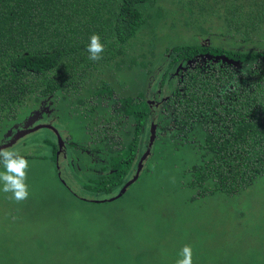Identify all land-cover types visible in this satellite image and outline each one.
Here are the masks:
<instances>
[{
	"label": "trees",
	"instance_id": "1",
	"mask_svg": "<svg viewBox=\"0 0 264 264\" xmlns=\"http://www.w3.org/2000/svg\"><path fill=\"white\" fill-rule=\"evenodd\" d=\"M195 2L0 0V132L46 101L59 109L57 128L63 130V125L75 121L83 126L87 142L77 149V156L85 144L94 142L91 134L98 133L87 149L96 160L90 162L91 170L87 172L80 160L70 165L65 161L67 176L70 171L90 176L83 181L87 195L69 196L92 205L117 202L130 192L148 206L153 200L162 203L134 186L143 184L141 179L154 172L159 161L182 154L184 163L172 164L177 169L170 171L169 183L186 193L180 197L181 205H195L191 237L197 251H202L216 235L245 232L251 224L258 226L259 237L264 236L259 216L236 204L242 192L264 181V0H214L213 21L194 20L192 31L197 34L188 37L183 34L202 7ZM92 34H99L104 44L102 59L96 62L86 51ZM174 35L176 43L165 45L167 37ZM204 38L209 41L202 42ZM196 52L225 59L223 63L199 60L197 67L174 75L176 63L193 58ZM150 89L155 90L154 97L158 93L167 97L154 109L145 102ZM146 121L156 126L153 155L135 182L113 199L136 171L138 140ZM45 129L50 141L43 140L45 151L39 149L27 158L53 159L55 186L67 192L57 174L55 134ZM108 130L115 133V140L103 136ZM47 153L51 156L44 157ZM37 192L44 197L41 188ZM58 194H63L60 189ZM29 196L19 202L20 208L14 199L4 201L10 218L42 204L62 202L55 198L57 202L37 204ZM62 197L68 200L65 194ZM221 201L226 210L218 205ZM16 227L6 224L3 229L13 232ZM6 242L0 241V264H33V246L28 241L19 243L26 250L20 254H29L24 258L14 255Z\"/></svg>",
	"mask_w": 264,
	"mask_h": 264
},
{
	"label": "rangeland",
	"instance_id": "2",
	"mask_svg": "<svg viewBox=\"0 0 264 264\" xmlns=\"http://www.w3.org/2000/svg\"><path fill=\"white\" fill-rule=\"evenodd\" d=\"M208 1L210 3H207ZM213 2L214 0H196L195 5L199 9L202 6L200 10L204 8L203 14L200 16V10H196L189 31H185L183 35L191 37L197 34L196 31H192L194 20L213 21L214 17L210 16L215 9ZM207 10L208 14L205 12ZM219 31L222 33V28ZM176 38L177 35L168 36V43L165 42V45L176 43ZM201 41L207 43L208 38ZM211 42L214 44L217 40L215 42L211 40ZM154 91L150 89L149 96L152 97ZM151 97H148V101L150 105H153L154 100ZM54 115H51L47 121L44 118L45 121L43 119L41 125L50 126L61 136L62 127L55 126ZM72 126L69 125L68 128L73 138L77 134V129ZM46 131L48 130L43 128L36 133L28 134L13 146L6 148L17 151L29 162L26 183L31 201L37 204L41 201L42 203L57 202L55 198L62 201L53 205L42 204L40 208H33L28 212L21 211L14 219L9 217L10 213L3 207L4 201L13 200L11 193L0 190V241L6 240L5 245H9L14 255L19 258L29 255L20 254L25 253L26 250L23 249L24 245H19L28 241L33 246L31 249L33 255L30 257L33 259V264H176V261L181 258L180 250L186 244L192 248L193 264H264V236L259 237L260 231L255 224L247 225L245 232L216 235L213 240L207 241L202 251H197L198 245L193 242L194 236L191 237L192 229L190 228L195 219V205H181L180 197L186 193L178 192L179 189L169 183V178L172 177L170 171L177 169L172 164L178 161L179 167L184 163L182 154L178 153L176 159L162 163L159 161L160 164L154 172L141 179L143 184L134 186L135 191H142L144 194L152 193L162 203L153 200V203L149 202L150 206H148L147 201L140 200L137 193L130 192L117 202L92 205L69 196V193H77L78 197L88 193L83 181L90 177L87 172L91 170L90 167L93 168V164H90L87 156L84 155L82 161L83 168L87 172L78 171L75 176L70 171L67 176L68 171H66L64 177L61 171L59 172L63 181L66 182L68 193L58 184L55 186L53 159L46 162L44 159L40 160L37 155L32 159L27 158L39 149L45 151L46 145L43 140L47 139ZM147 131L148 128L143 130L145 134L142 135V148L139 149L143 153L149 139ZM11 137L5 136V130L1 131L0 146L10 143ZM75 140L79 142L77 149H80V145L87 142V136L80 131V135L76 136ZM186 153L189 152L186 151ZM48 156L51 155L49 153L44 155V157ZM59 163L61 169L62 167L66 169V163L63 164L61 159ZM3 170L0 166V171ZM154 179L155 183L150 184ZM63 181L61 180L62 183ZM40 188L44 197L38 196L37 191ZM59 189L68 200L62 197L63 194H60L61 196L58 194ZM16 204L20 208V204ZM236 204L240 205L245 212L259 216L258 223L262 225L264 231V181L257 183L256 188H248L242 192ZM216 205L213 201L212 206ZM218 205L224 210L227 208L223 201ZM12 206H14L13 202ZM188 216L189 219H186ZM191 216L193 219H190ZM167 223L169 225L165 227ZM6 224H15L19 228L16 227L13 232H4L3 226ZM219 228L222 226L217 227ZM57 242V246L53 245ZM44 243L47 244L45 249Z\"/></svg>",
	"mask_w": 264,
	"mask_h": 264
},
{
	"label": "clouds",
	"instance_id": "3",
	"mask_svg": "<svg viewBox=\"0 0 264 264\" xmlns=\"http://www.w3.org/2000/svg\"><path fill=\"white\" fill-rule=\"evenodd\" d=\"M86 51L88 52V54H89L88 58L91 61L96 62V61H99V60L102 59V53L104 52V44L101 42V37L99 36V34H92L89 37V43L86 46ZM195 54H198V55H196L197 63L200 60V56L203 57L205 55L206 56L203 58V60H201V62H204V60L207 58V59L211 60L210 63H218V62H222L223 63V61L225 59L224 56L218 55V54H210V55H208L207 53L202 54L201 52H196V53H194V55ZM176 64H178V63H176ZM180 67H181V65H180ZM163 97H166V96H161V98H163ZM42 102H44V111L46 110V107H49L48 109L52 108L48 103H46V101H42ZM53 114H56V113L54 112ZM152 124L155 125L153 122H151V124L148 127H144L142 129V131L145 128H148V131H149ZM9 128L10 129L13 128V130L11 129V132L13 134V133L18 131L19 126L18 125H13V126H10ZM23 128H25V125H24ZM23 128H20L19 131L22 130ZM76 129H77V136L80 135V131L84 135L83 126L79 125V123L77 121H76ZM26 135H28V134H26ZM26 135H24V136H26ZM24 136H22L21 138H23ZM149 136H150V134H149ZM59 137H60V140L62 141V145L64 146L65 140L63 139V137H61V136H59ZM21 138H19V139H21ZM154 139H156L155 136H154ZM55 140L57 141L56 134H55ZM153 142H154V140H153ZM148 144H149V139H148V143H147V148L145 149L144 153L149 148ZM153 147L154 146H153V143H152L148 156L149 155H153V152H154ZM140 158L141 157L138 154L137 155V159L135 161L136 162L135 163L136 166H137L138 161H139ZM145 161H146V159H144V161L142 163V167L144 166ZM62 162H63V164L65 163V161H63V160H62ZM0 166H2L3 169H4L3 171H0V184H2V188H0V190H2L5 193H11V198L14 199L18 203L26 200L28 198V195H29L28 185L26 183L27 170H28V167H29L28 160L25 159L22 155H20L17 151L0 147ZM63 168H65V167H62V169H61V164L59 162L56 163V169L59 172L61 171V173L63 174L62 176L64 177V174L66 173V171ZM80 169H82V168H80ZM134 174H135V172H134ZM58 175H59V173H58ZM133 176L131 177V179L133 178ZM63 177L61 179L62 181H63ZM63 183L66 184V182H64V181H63ZM179 255H180L181 258L176 261V264H193V261H192V248H191L190 245L183 246L182 249L180 250Z\"/></svg>",
	"mask_w": 264,
	"mask_h": 264
},
{
	"label": "flooded vegetation",
	"instance_id": "4",
	"mask_svg": "<svg viewBox=\"0 0 264 264\" xmlns=\"http://www.w3.org/2000/svg\"><path fill=\"white\" fill-rule=\"evenodd\" d=\"M196 55H198V54H195L194 56H193V58H191V59H189V60H186V61H184V62H182V64H177V70H176V72L174 73V75H176L177 73H178V71L181 69V70H186V68H189V69H193V68H195V67H197V59H196ZM206 56V55H205ZM205 56H203V57H201L200 56V60H203V58L205 57ZM180 65H181V67H180ZM34 84H36V83H34ZM148 97H149V92H148V94H146V98H145V102L147 103V104H150L149 103V99H148ZM153 100H154V104L153 105H150L151 106V108L152 109H154V107H158L159 106V103L161 102V101H163V99H166L167 97H163V98H161V96H160V94L158 93V96H156V97H154V95H152V97H151ZM158 98V99H157ZM162 99V100H161ZM41 105V106H40ZM49 107H46V110L44 111V102H40V104H38V107L37 108H35V109H33V110H30L29 112H28V114H26L25 116H22V118H20V119H18L16 122H14V123H12L11 124V126H13V125H18L19 126V129L20 128H23L24 127V125L26 126V128L25 129H22L23 131H28V134L30 135V134H33V132H35L34 131V127H36L37 125H41L42 123H41V121L45 118L46 119V121L47 120H49L50 119V117H51V115H53V113L55 112L56 114L54 115L55 116V119H57L58 118V116H57V114H58V112H59V109L58 108H54V107H52L51 109H48ZM34 114V115H33ZM110 118V117H109ZM23 119V120H22ZM37 120V121H36ZM36 121V122H35ZM35 122V123H34ZM151 123L150 122H147L146 121V123H144V126H143V128L144 127H148L149 125H150ZM73 125V126H72ZM71 126L72 127H75L76 128V121L74 122V124L72 123L71 124ZM63 130L62 131H60V134H61V136L63 137V139L65 140V142H64V146L63 145H61V147L59 148V146H57V141L54 139L53 140V142H54V144H55V146H56V149H55V153H56V163H58L59 162V160L61 159V160H63V161H69L68 162V165H70V164H72L70 161H74V160H80V161H83L84 160V155L86 156L87 155V157H89V161L90 160H92V161H90L91 163L92 162H95L96 160H95V156H94V154H92V153H90L87 149L88 148H91V144H93V143H95V141H96V138L99 136V134L98 133H93V134H91V137L93 138V140H94V142H92L90 145L89 144H85L84 145V149L83 150H80L79 151V153H78V156H77V147H78V145L76 144L78 141H76L75 140V137L77 136V134L72 138V136H71V132L69 131V128L67 127V124H65V125H63ZM19 129H18V131H17V133H19L20 131H19ZM11 129L10 128H7V129H5V136L7 137V135H8V132L10 131ZM33 131V132H32ZM147 132H149V131H147ZM12 133H10V135H9V137H11L12 135H11ZM142 135H144L145 134V132H143L142 131V133H141ZM142 135H141V137H140V139L138 140V142H139V145H138V148H137V151L139 150V149H141L142 148V141H141V139H142ZM103 136L108 140V139H112V140H115V133H112L111 131H106L105 133H103ZM100 138H101V136H100ZM22 139V138H21ZM21 139H17L16 141H15V144L17 143V142H19ZM155 140V139H154ZM81 147H83L82 145H80ZM83 153H84V155H83ZM86 153V154H85ZM139 154V153H138ZM141 157V156H140ZM136 159H137V157H135ZM149 158V156H147L145 159L147 160ZM136 161V160H135ZM136 163V162H135ZM134 163V164H135ZM135 166H136V164H135ZM143 168V167H142ZM141 168V169H142ZM137 169V168H136ZM135 172V171H134ZM58 174V173H57Z\"/></svg>",
	"mask_w": 264,
	"mask_h": 264
},
{
	"label": "water",
	"instance_id": "5",
	"mask_svg": "<svg viewBox=\"0 0 264 264\" xmlns=\"http://www.w3.org/2000/svg\"><path fill=\"white\" fill-rule=\"evenodd\" d=\"M16 128V127H15ZM25 128H26V126H25ZM25 128H23V129H25ZM41 128H51L50 126H48V125H37L36 127H34V131L35 130H38V129H41ZM155 125H151V128H150V130H149V134H150V136H149V148L146 150V152L142 155V157L139 159V161H138V164H137V169H136V171H135V174H134V176H133V178L132 179H130L129 181H127L123 186H122V188L119 190V193L113 198V199H116V198H118V197H120L125 191H126V189L132 184V183H134L135 182V180L138 178V175H139V173H140V170H141V168H142V163H143V161H144V159L148 156V154H149V152H150V147H151V145H152V143H153V140H154V136H155V133H154V131H155ZM52 129V128H51ZM53 131H54V133L56 134V137H57V143H58V146H59V148L61 147V145H62V141L60 140V137L58 136V134H57V132L54 130V129H52ZM33 132V131H32ZM10 133H12L11 132V130L8 132V136L10 135ZM26 134H28V131L26 130V131H23V130H20V132L19 133H13V134H11L12 135V139H11V142L10 143H7V144H5V145H1L0 147H2V148H8V147H10V146H12L14 143H15V141L17 140V139H19V138H21L22 136H24V135H26ZM110 200H112V199H110ZM110 200H108V201H110ZM93 202H100V201H96V200H93Z\"/></svg>",
	"mask_w": 264,
	"mask_h": 264
},
{
	"label": "bare ground",
	"instance_id": "6",
	"mask_svg": "<svg viewBox=\"0 0 264 264\" xmlns=\"http://www.w3.org/2000/svg\"><path fill=\"white\" fill-rule=\"evenodd\" d=\"M138 153H139V156H141V157H142V155L144 154V153L141 152V151H139Z\"/></svg>",
	"mask_w": 264,
	"mask_h": 264
}]
</instances>
